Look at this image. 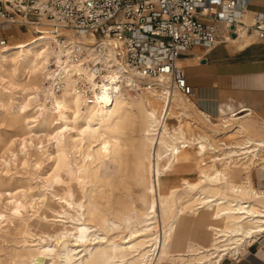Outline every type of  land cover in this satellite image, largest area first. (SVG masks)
Masks as SVG:
<instances>
[{
	"label": "bare ground",
	"instance_id": "obj_1",
	"mask_svg": "<svg viewBox=\"0 0 264 264\" xmlns=\"http://www.w3.org/2000/svg\"><path fill=\"white\" fill-rule=\"evenodd\" d=\"M12 40L19 38L11 37L0 55V81L22 91V101L13 106L19 113L36 102L30 123L51 128L48 137L55 147L50 177L53 199H42L35 210L47 223L32 228L39 239L49 237L55 244L38 253L27 251L26 264H160L164 260L221 264L224 256L238 254L239 247L264 234V211L260 209L264 208V192L253 189L248 175L239 182L231 179L234 171L228 176L235 160H241L242 168L252 158L259 159V152L264 160V121L259 122L249 109L226 113L215 123L190 98L174 93L170 121L154 137L156 98L146 103L120 86L109 100L102 82L93 102L87 103L75 85L78 69L54 33L31 34L16 45ZM57 74L65 80L58 92L53 86ZM190 104L203 116L196 125L202 132L214 135L225 129L240 140L222 142L219 149L206 137L187 134L183 128ZM180 144L199 146L202 151L197 160H187L183 154L176 160L174 156L182 153ZM207 150L225 152L207 161L200 157ZM127 151L131 152L129 159ZM189 170L195 178L186 177L184 171ZM120 182L125 190L132 183L139 189L135 197L113 205L103 197L105 185L110 184L111 190ZM203 208L211 214L212 223L219 224L207 227L211 238L204 246L188 240L185 233L186 213ZM57 217L70 223L55 227ZM132 222L141 227L118 240L106 233L89 234L91 227L107 232L128 228Z\"/></svg>",
	"mask_w": 264,
	"mask_h": 264
},
{
	"label": "built area",
	"instance_id": "obj_2",
	"mask_svg": "<svg viewBox=\"0 0 264 264\" xmlns=\"http://www.w3.org/2000/svg\"><path fill=\"white\" fill-rule=\"evenodd\" d=\"M212 1L216 0H0V55L18 33H54L78 69L75 85L87 103L93 102L102 82L109 100L124 86L146 103L160 101L153 126L156 137L171 118L173 94L194 95L177 65L183 51L226 43L239 32L264 41V17L239 28L232 17L218 27L203 24L197 14ZM235 2L223 4L231 8ZM8 29L12 32L6 33ZM64 84L63 75L57 74L54 90ZM201 151L197 146L198 154ZM256 166L258 176L264 174V168Z\"/></svg>",
	"mask_w": 264,
	"mask_h": 264
},
{
	"label": "rangeland",
	"instance_id": "obj_3",
	"mask_svg": "<svg viewBox=\"0 0 264 264\" xmlns=\"http://www.w3.org/2000/svg\"><path fill=\"white\" fill-rule=\"evenodd\" d=\"M11 32V29L6 31V33ZM31 34L34 35L31 31L26 35L18 33L17 38H19V40L27 39ZM19 40H12L11 42L14 43L13 45H16ZM39 97L43 98L42 95ZM22 99L23 93L18 87L0 81V264H26L28 260L24 254L27 251L38 253L39 250L45 246H52L55 244L54 239L45 236L44 239H39L32 231V228L37 225L47 223L46 220L37 217L35 213L41 200L46 197L53 199L54 183L51 181L50 177L52 174L53 155L55 154L54 140H50L48 137L51 128L49 129L36 123H30L32 120L29 115L33 114L36 108H38L35 106L36 102H32L31 106L25 113H19L13 107L21 102ZM190 99L195 103L194 98ZM156 104V109L160 108V101L156 100ZM191 105L192 104L189 106L190 108L188 107V111L190 110V116L184 120V123L187 125L184 126L183 129H186L187 134H190L191 136L201 135L204 138L206 137L212 146H217L216 148L219 149L224 146L221 144L222 142L240 140L237 135L229 134L231 132L228 130L225 131V129H223V131L220 129L218 132L214 131V135H207L202 132L196 127V125L199 121L203 120V116L198 114L195 108ZM220 119L221 116L211 117V120L215 123H219ZM256 119L259 122H263V120ZM169 121L170 120H168L167 124ZM192 122L193 124H191ZM179 146V151L182 153H179L180 156H174L176 160L178 158L180 160L182 154L187 160H197V146H192L190 148L181 147V144ZM210 152H213V150H207L203 153L204 155L201 154L200 157H203L208 161L210 156L225 152V150H220L217 153L211 154ZM126 154L128 159L131 158L130 151H127ZM262 156L263 153L259 152V159L252 158L250 164H248L246 168H242L243 165L240 163L241 160H235L236 162L234 161L232 163L234 168L231 167L228 176H230V171H234L233 175L231 174V179L233 182H239L246 179V176L248 175L251 178L250 180L253 189L264 192V174L260 172L258 176L254 170L255 167H257L256 165H259L258 168H264V160H261ZM68 157L71 159L70 154H68ZM223 161L224 167L225 160ZM207 168L208 166L206 169ZM226 168L229 167H225V169ZM192 170L184 171V174L188 179L195 178V172ZM190 176L192 177L190 178ZM174 183L177 184V181ZM122 184L123 183L120 182L113 185V189L111 190L110 184L105 185L103 197L105 199L109 198L113 205L118 203L119 200L128 201L131 197H135L134 192H136L139 187L132 183L130 188L125 190L122 188ZM87 186L88 183L84 184L85 188ZM126 191H129L128 193L130 196L125 194ZM260 209L264 211V208ZM186 217L188 219V227L186 228L185 233L188 235V240L203 246L207 245L211 238V230L207 227L210 225L218 226L219 224L214 225V223H212L210 220L211 214L204 210V208L198 209L193 213L187 212ZM50 219L51 217L47 218V220ZM57 220L58 221L55 222V227H58L62 223L66 225L70 223L69 220L64 217H57ZM198 223H201L202 226H198ZM87 225L91 224L88 223ZM140 227L141 226L136 222H132V224L130 223L128 228L120 227L107 232H105V230H97L96 228L91 227L89 229V234L94 233L103 236V234L106 233L108 237H115L116 240H118L119 238H125L129 232L139 229ZM259 236L264 237V234L257 235L254 241H256ZM263 237L258 240L259 245L257 256L261 258H264V249L261 247L264 246ZM94 242L96 243L97 240ZM249 245H242L239 247L238 254L232 253L231 255L224 256L223 259L228 257L237 258V256ZM91 248L92 246L89 247V249ZM181 249H183V246ZM252 256L256 260L257 256ZM160 264H180V262L164 260Z\"/></svg>",
	"mask_w": 264,
	"mask_h": 264
},
{
	"label": "crops",
	"instance_id": "obj_4",
	"mask_svg": "<svg viewBox=\"0 0 264 264\" xmlns=\"http://www.w3.org/2000/svg\"><path fill=\"white\" fill-rule=\"evenodd\" d=\"M224 1L208 2L206 11L197 14L198 19L218 27L232 17L239 28L264 17V0H236L231 8H226ZM177 65L202 112L214 117L245 108L264 121V41L239 32L226 43L211 48L196 45L183 51ZM258 245L251 244L237 258H224L221 264H264V258L257 256Z\"/></svg>",
	"mask_w": 264,
	"mask_h": 264
}]
</instances>
